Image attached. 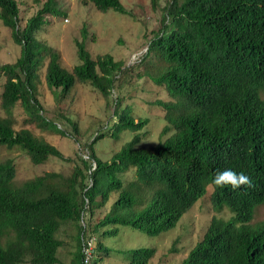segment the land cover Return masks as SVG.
<instances>
[{"label": "trees", "instance_id": "16d2710c", "mask_svg": "<svg viewBox=\"0 0 264 264\" xmlns=\"http://www.w3.org/2000/svg\"><path fill=\"white\" fill-rule=\"evenodd\" d=\"M57 1L46 0L22 24L18 2L0 0V21L21 49L14 63L0 66L6 113L0 116V147L22 149L35 165L64 157L34 135L30 122L67 136L43 115L37 95L43 67L58 103L77 81L109 99L124 69L109 54L93 59L84 41L76 42L80 63L72 71L62 66L59 53L37 38L46 17L61 14ZM89 1L99 11L128 14L120 0ZM82 32L86 39L85 28ZM148 51L145 73L172 99L159 103L170 124L163 133L171 134L150 148L138 147L136 135L108 161L98 158V141L119 140L124 132H140L149 123L136 121L133 104L119 97L114 119L84 147L88 158L80 157L81 166L69 177L46 173L16 185L14 163L0 161V264L27 259L29 264H59L63 242L57 233L66 222H82L71 264H108L112 253L123 250L106 246V237L116 236L121 227L148 236L168 232L209 186L214 209L228 208L233 217L213 218L181 264H264V223L250 225L255 210L264 205V0H172ZM16 107L24 111L20 128ZM228 168L248 175L252 187L215 186L216 172ZM112 199L110 211L95 223L96 210ZM90 247L91 260L86 254ZM124 253L127 264H150L156 250Z\"/></svg>", "mask_w": 264, "mask_h": 264}, {"label": "rangeland", "instance_id": "374dc122", "mask_svg": "<svg viewBox=\"0 0 264 264\" xmlns=\"http://www.w3.org/2000/svg\"><path fill=\"white\" fill-rule=\"evenodd\" d=\"M16 1L19 4L23 24L39 11L46 0ZM120 1L128 14H121L111 9L106 12L99 11L89 0H58L57 5L61 14L46 17V22L37 33V38L59 53L61 64L65 69L72 71L80 63L77 56V41H84L93 59L109 54L115 61L122 62L124 69L109 99L89 84L77 81L71 93L58 103L46 85L44 77L46 66L43 67L37 83L38 99L45 111L43 115L56 123L67 136L43 128L35 121L29 123V129L34 135L58 148L64 159L53 157L44 164L35 165L22 149L1 146L0 161L11 160L14 163L16 185L46 173L69 177L74 168L81 166L80 157L88 158L84 147L114 119V100L119 97L123 102L133 104L136 121L146 119L149 123L140 132H124L119 140L107 137L98 141L95 145L98 158L108 161L124 144L134 140L136 135L140 138L138 147L150 148L171 134L163 133L164 128L170 124L166 118V110L159 103L172 99L165 88L160 87L152 77L146 75L143 61L149 52L150 41L161 29L163 14L172 0ZM83 28L87 33L86 39L83 38ZM20 53V46L14 43L11 30L3 26L0 21V66L14 63ZM4 83L5 78L1 76L0 116L2 117L6 116L1 107ZM13 115L17 120L16 128H20L23 124L24 111L16 107ZM69 120L75 124L76 130ZM212 192L213 188L209 186L207 193L183 216L176 227L159 236H148L130 227H121L119 234L106 237L104 239L106 246L123 250L121 255L118 252L112 253V258L108 259L107 263L127 264L124 261L127 260L125 250L147 247L156 250L150 264H181L202 240L213 218L230 220L233 217L228 208L222 211L214 209L211 201ZM112 202L113 199L105 207L96 210L92 217L95 223L110 211ZM86 218L88 219L89 216L87 215ZM263 223L264 205L255 210L250 225L257 227ZM78 224L82 222L63 223L57 233V238L63 242L57 254L59 264H71L76 250L75 237L78 233ZM86 254L91 260V247ZM23 264H29V260L27 259Z\"/></svg>", "mask_w": 264, "mask_h": 264}, {"label": "clouds", "instance_id": "9594fccd", "mask_svg": "<svg viewBox=\"0 0 264 264\" xmlns=\"http://www.w3.org/2000/svg\"><path fill=\"white\" fill-rule=\"evenodd\" d=\"M212 183L217 187L230 186L233 190L241 187H252L251 178L244 172H236L230 168L217 171Z\"/></svg>", "mask_w": 264, "mask_h": 264}]
</instances>
